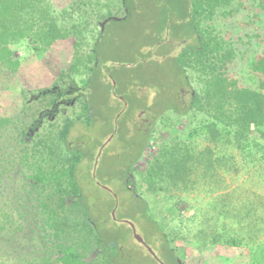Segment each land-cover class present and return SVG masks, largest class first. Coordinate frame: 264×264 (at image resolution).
Segmentation results:
<instances>
[{
    "label": "trees",
    "instance_id": "16d2710c",
    "mask_svg": "<svg viewBox=\"0 0 264 264\" xmlns=\"http://www.w3.org/2000/svg\"><path fill=\"white\" fill-rule=\"evenodd\" d=\"M67 1L60 8L58 0H0L1 69L15 66L13 43L30 39L36 44L35 50L41 52L59 41L75 39L76 35L98 33L90 58H81L74 52L69 71L52 81L45 78L36 91L30 92L34 104L30 103L27 88L19 85V116L0 115V177L3 182L6 176L13 175L15 190L20 193L10 197L3 192L4 198L0 197V238H28L34 240L31 244L35 247L30 256L14 260L7 248L0 246V264H145L140 256L159 264L145 245L130 241L133 230L124 220L141 225L154 244L155 257L164 259L165 264H183L170 243L176 240L234 247L247 252V264H264V195L259 194L263 192L256 189L253 197L234 202L229 196L235 191L228 190L224 175L218 172L247 169L251 176L261 175L264 179V48L249 61L247 71L253 83L240 80L234 70L235 60L244 53L245 39L252 37L247 28L249 20L235 19L243 10L244 0L189 2L188 33L195 34V41L181 44L175 54L168 56L177 83L172 99L162 96L159 106L163 113L174 111L177 124L188 122L170 141L161 144L148 168L139 171L141 180L135 187L130 186L131 177L152 137V129L129 136L126 146L114 157L115 181L107 188L97 183L107 192L109 202L104 197L88 195L82 175L78 174L79 166L95 153L86 142L91 126L99 120L98 105L90 99L91 93L107 86L99 55L103 32L111 22L124 19L114 17L120 2L128 9V19L138 13V0L111 4L101 0ZM178 2L172 0L170 5L179 10ZM258 4L264 7V0H258ZM167 21L168 18L160 23L159 30L166 25L168 28ZM235 22L244 28V34L235 36L220 27L227 24L232 28ZM154 30L150 33L152 39L143 46L140 65L155 61L153 54L145 50L157 39ZM78 45L75 39L73 48ZM82 66L88 76L77 82L72 73ZM66 77H71L69 81L74 84L68 89L61 84ZM190 82V101L176 103L181 85ZM193 82L197 84L195 89ZM129 90L138 97V90ZM71 104L70 112H65V106ZM170 104L174 105L169 107ZM141 108L145 109V103ZM28 110L36 112L30 121ZM79 122L87 132L71 136ZM198 139L206 142L203 148L197 147ZM107 156L104 152L98 159L94 179L108 183L101 173ZM198 172L207 187V197L200 206L180 195L195 188L198 181L192 175ZM2 186L9 188L11 183L3 182ZM142 188L155 199L142 196ZM167 201L174 203L175 209L185 204L191 209L190 215L170 211L164 218L163 209L157 208ZM26 225L34 229V234L16 237Z\"/></svg>",
    "mask_w": 264,
    "mask_h": 264
},
{
    "label": "rangeland",
    "instance_id": "374dc122",
    "mask_svg": "<svg viewBox=\"0 0 264 264\" xmlns=\"http://www.w3.org/2000/svg\"><path fill=\"white\" fill-rule=\"evenodd\" d=\"M112 1L117 0H101V3L107 2L111 4ZM171 1L138 0L136 7V12L138 13L132 14L128 19L125 18L128 15V9L124 8V5L120 2V9L115 13L114 17L120 20L124 19L118 22H111L103 32L104 35L101 38L102 41L99 46V55L102 72L105 74L103 75V83L108 87H103L101 90L91 93L90 99L96 101L98 105L99 120H96L95 125L91 126L90 138L87 140L86 146L87 148L93 147L95 153L82 161L78 173L82 175L81 181L84 182L85 190L89 196L104 197L109 202L107 192H104L105 190L98 186L97 183H102L101 185L108 187V185H111L115 181L114 163L116 159L114 157L118 152L123 150L122 147L126 146L127 139H129L132 133L136 134L139 131L152 129V137L141 159L136 163L137 171L133 172L131 177L130 186L135 187L139 180H141L139 171H145L148 168L149 161L158 152L161 144L165 140L170 141V138L188 122L179 125L175 122L177 119L175 118L174 111L171 110L168 113H163L162 108H159L162 103L161 100L164 98L162 96L168 95V98L174 96L177 83L172 65L170 64L171 58L168 56L175 54L181 44L195 41L196 37L194 33V35L188 33L190 28L188 26L189 19L187 15L190 13L188 4L191 0H179V10L170 5ZM67 2V0H58L57 7H65ZM244 2L243 10H241L235 19L249 20L251 24L247 28L252 37L245 39L244 53L235 60L234 70L238 72L240 80L245 83H253L247 70L251 57L264 48V7L258 4V0H244ZM246 4L250 6L247 7ZM167 18V24L170 23L167 29L170 31V34H167V25L159 30V27H161V24ZM154 19L156 22L153 21ZM226 25L220 27L225 28L226 31L234 32L235 36L245 33L244 28L236 22L234 23L235 27L232 28L230 25ZM153 28L155 29L154 33L157 39L153 45H147L145 50L147 53L153 54L155 61L147 65H140L138 60L141 59V52L144 50L143 46H145L148 40L152 39L150 33L153 31ZM96 33L92 34L88 32L85 37L76 35L75 39L79 43L78 47L75 48L77 52L73 48L74 38L68 39L66 42L59 41L47 51L41 52L35 50L36 44L30 39L13 43L15 66L11 65L5 69L0 68V115L19 116L18 107L22 102V97L16 90L19 85L27 88L30 103H32V94L30 92L36 91L38 86L42 85L45 78H50V81H52L54 77L63 71H69L70 63L74 62V52L78 56L80 55L81 58H90V54L95 51L93 49L96 36H98V33ZM72 74L77 82H81V79H85L88 76V72H86L83 66ZM138 77L140 79H137ZM69 79L72 78L66 77L61 83L67 89L69 86H74ZM191 82L190 85L185 83L181 85L175 99L176 103H180L181 105L190 101V93L193 91L190 87ZM192 85L194 89L197 87L195 82ZM129 87L138 90V97L134 92H130ZM171 99L172 97L168 100ZM144 103L145 109L141 108L144 106ZM77 104L75 103L76 107ZM173 105L170 104L169 107ZM65 107L68 108L65 112H70L73 105ZM150 108H152V111ZM34 113L36 112L28 110L29 121L31 120L30 116ZM109 119L110 121L108 122ZM104 120L105 123H103ZM115 125L116 127L113 129ZM41 126H39V129ZM85 128L82 123H77L71 132V136L78 137L82 132L86 133L87 130ZM118 129L119 132H115ZM111 135H113L112 139L101 150V147ZM1 144L2 137L0 136V146ZM205 144L206 142L203 140H197L198 148H203ZM104 152L108 156L102 166L101 173L104 177L108 178V183L100 178L98 180L94 179L97 174L98 159ZM246 170L230 172L218 170L220 174L224 175L228 190L235 191L229 196V199L234 202L237 200L241 202L242 199L253 197L256 189H259V192H263L259 194L264 195L263 177L255 174L251 176ZM200 174L202 173L198 172L192 175V178L198 181L195 188H190L187 194L184 192L180 194L186 195L185 197H188L194 203H199L198 206L207 197V187L203 183L205 179ZM6 177L7 179L4 178L3 182L11 183V187L5 188L2 186L3 182L0 177V197L4 198L3 192H6V196L12 197L15 194L19 196V191L15 190L17 184H13L14 176ZM212 178L214 179L215 176ZM206 180L212 183L210 178ZM110 187L114 189V186ZM140 193L148 199H155L146 188H142ZM105 205L106 209L107 204L105 203ZM153 206L155 209L157 208L155 204ZM173 208L174 203L167 201L163 207L157 208V210L163 209L164 218L170 215V211L182 214L185 217L189 216L191 212V209H187L185 204H181L178 209ZM134 224L136 231L146 240V243L151 248H155L141 225L136 222ZM33 230L31 226L26 225L25 230L17 233L16 237H23L25 235V238H27L26 234H29L28 236L34 234ZM16 240L19 241V244L16 243ZM130 241H136L133 233L130 235ZM32 242L34 240L29 241L28 238L21 241L19 238L13 239L12 235L4 239L0 238V246L7 248L9 256H13L14 260L17 259V256H30V253L35 248L31 244ZM170 243L183 264H247L249 260L246 251H241L230 246L224 247L219 244L204 245L198 242H185L183 240H176ZM155 244H157V241H155ZM139 259H144L145 264H155V261L149 257L142 258L140 256Z\"/></svg>",
    "mask_w": 264,
    "mask_h": 264
},
{
    "label": "water",
    "instance_id": "95a60500",
    "mask_svg": "<svg viewBox=\"0 0 264 264\" xmlns=\"http://www.w3.org/2000/svg\"><path fill=\"white\" fill-rule=\"evenodd\" d=\"M112 137H113V135H111V136L109 137V139L103 144V146L101 147V150L103 149V147H104L106 144H108V142L112 139ZM101 150H100V152H101ZM100 152H99V153H100ZM97 159H98V158H97ZM96 164H97V162H96ZM106 188H107V187H106ZM116 208H117V206H116L115 209L113 210V215L115 214V210H116ZM124 221H126L127 223H129L130 226L132 227L133 235H134L135 239H136L137 241H139L140 243L144 244L145 246H147L148 250H149L152 254L155 255V252L152 250V248H151V247L145 242L144 238H143V237H142V236L136 231L135 224H134L133 222L129 221V220H124Z\"/></svg>",
    "mask_w": 264,
    "mask_h": 264
},
{
    "label": "flooded vegetation",
    "instance_id": "af4514ba",
    "mask_svg": "<svg viewBox=\"0 0 264 264\" xmlns=\"http://www.w3.org/2000/svg\"><path fill=\"white\" fill-rule=\"evenodd\" d=\"M167 34H170V31L169 30H167ZM144 245V244H143ZM147 247V246H146ZM154 258L158 261V263L159 264H165V261H164V259H161V258H159V257H155V255H154ZM180 264H181V262H179Z\"/></svg>",
    "mask_w": 264,
    "mask_h": 264
}]
</instances>
